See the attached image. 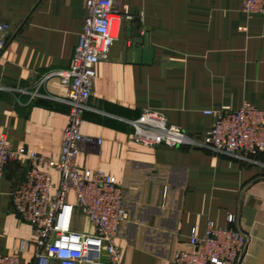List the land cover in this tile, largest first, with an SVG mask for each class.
<instances>
[{"label": "crops", "instance_id": "crops-1", "mask_svg": "<svg viewBox=\"0 0 264 264\" xmlns=\"http://www.w3.org/2000/svg\"><path fill=\"white\" fill-rule=\"evenodd\" d=\"M123 2L129 20L95 67L81 129L101 143L76 160L78 170L103 171L122 190V264H171L191 250V236L202 237L209 222L224 227L230 215L248 238L239 264H260L264 151L243 164L206 149L144 148L130 122L152 110L200 138L214 123L206 112L244 103L264 110V17L245 15L241 0ZM85 17L83 0H0V23L10 26L0 51V136L14 148L59 158L69 108L66 87L50 74L71 67ZM24 168L10 163L0 182V259L24 242L20 264L35 251L33 229L10 200ZM52 178L56 186L58 173ZM76 228L92 231L79 215Z\"/></svg>", "mask_w": 264, "mask_h": 264}, {"label": "built area", "instance_id": "built-area-1", "mask_svg": "<svg viewBox=\"0 0 264 264\" xmlns=\"http://www.w3.org/2000/svg\"><path fill=\"white\" fill-rule=\"evenodd\" d=\"M124 0H83L86 17L72 65L51 73L66 87L68 124L63 132L59 158H46L24 147L14 148L0 136V182L7 166L22 160L23 177L10 193L13 210L33 229L35 251L28 264H122L116 244L118 227L128 220L122 205V190L114 179L100 170L80 171L76 160L82 152L100 145L84 136L82 124L89 109L95 83V67L107 61L126 16ZM247 16L264 17V0H241ZM8 24L0 23V51L6 46ZM214 118L211 129L197 138L169 124L164 114L144 110L130 122L133 139L144 148H198L232 156L240 163L254 162L264 151V110L249 103L239 109L222 108L206 112ZM59 175L53 183L52 172ZM71 196L73 200L71 201ZM78 215L91 225L90 233L76 228ZM230 215L224 227L209 222L202 237L191 236L190 251L178 252L171 264H239L248 238L235 229ZM27 252L21 242L0 264H20Z\"/></svg>", "mask_w": 264, "mask_h": 264}, {"label": "water", "instance_id": "water-1", "mask_svg": "<svg viewBox=\"0 0 264 264\" xmlns=\"http://www.w3.org/2000/svg\"><path fill=\"white\" fill-rule=\"evenodd\" d=\"M260 264H264V258H263V260L260 262Z\"/></svg>", "mask_w": 264, "mask_h": 264}]
</instances>
